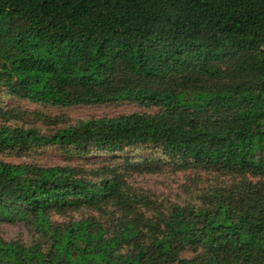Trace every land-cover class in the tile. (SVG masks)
I'll use <instances>...</instances> for the list:
<instances>
[{
  "label": "trees",
  "instance_id": "1",
  "mask_svg": "<svg viewBox=\"0 0 264 264\" xmlns=\"http://www.w3.org/2000/svg\"><path fill=\"white\" fill-rule=\"evenodd\" d=\"M0 87L50 107L157 109L58 128L0 106L2 153L154 146L168 160L0 161V222L36 235L0 238V264H264V0H0ZM165 167L239 180L155 211L127 180ZM81 209L100 217L52 220Z\"/></svg>",
  "mask_w": 264,
  "mask_h": 264
},
{
  "label": "rangeland",
  "instance_id": "2",
  "mask_svg": "<svg viewBox=\"0 0 264 264\" xmlns=\"http://www.w3.org/2000/svg\"><path fill=\"white\" fill-rule=\"evenodd\" d=\"M0 106L6 110H20L24 113H38L51 118H58L62 122L58 128L73 124L78 120L100 117H115L123 114L149 112L155 113L157 109H145L137 103L119 102L114 104L76 106L68 108L50 107L31 103L25 100L7 96L5 90L0 87ZM32 118L25 117L24 124L31 123ZM1 121V120H0ZM1 123V122H0ZM12 123V122H11ZM44 135L54 133L55 128L45 124L34 122ZM141 162L144 160L159 161L166 164L168 160L161 155L159 148L154 146L135 147L115 155L103 153H83L81 150L64 151L58 147H45L31 151L24 156L0 152V161L9 164H29L40 167L70 166L84 169H93L111 161ZM239 179L213 171L201 170H173L165 167L154 174H133L127 180L130 187L136 191H143L148 195L153 209L161 211L170 204H184L193 202L196 194L215 187L226 188ZM100 217L98 212L79 210L68 212L65 215L52 216L57 223H66L70 220H78L83 216ZM0 238L5 241L20 240L29 244L36 239L32 227L24 221L13 223L0 222ZM190 251L183 253V258H192Z\"/></svg>",
  "mask_w": 264,
  "mask_h": 264
}]
</instances>
